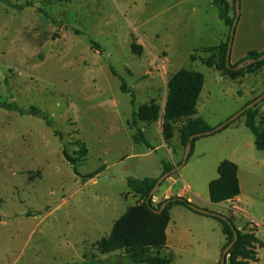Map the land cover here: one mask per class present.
<instances>
[{
    "label": "rangeland",
    "instance_id": "374dc122",
    "mask_svg": "<svg viewBox=\"0 0 264 264\" xmlns=\"http://www.w3.org/2000/svg\"><path fill=\"white\" fill-rule=\"evenodd\" d=\"M224 1L233 19L236 0ZM230 30L213 0H0V106L40 112L0 108V264L124 263L121 252L103 255L98 243L143 202L128 180L159 179L163 163L177 168L187 151L180 135L184 120L173 125L169 142L162 118L140 123L149 147L136 143L134 111L157 105L162 116L168 81L182 69L204 75L198 115L213 128L264 93V69L247 74L242 87L207 66L220 55L205 49ZM123 81L134 105L121 91ZM253 110L261 132L264 101ZM254 140L240 116L200 138L174 180L185 200L226 218L235 214L234 223L258 229L264 243V151ZM224 160L236 161L257 188V197L248 193L240 209L258 228L246 215L210 201L209 183ZM72 164L80 176L94 178L84 182ZM172 177L154 194L156 205L175 194L168 191ZM171 219L173 264H218L226 241L218 220L180 205ZM259 258L264 264V248Z\"/></svg>",
    "mask_w": 264,
    "mask_h": 264
},
{
    "label": "trees",
    "instance_id": "16d2710c",
    "mask_svg": "<svg viewBox=\"0 0 264 264\" xmlns=\"http://www.w3.org/2000/svg\"><path fill=\"white\" fill-rule=\"evenodd\" d=\"M213 3L218 8L220 19L224 21L226 25L232 27L235 17L233 19L229 18L228 3L224 0H213ZM18 8L20 7L18 6ZM228 41L229 39L221 46L205 49L206 52L210 53L219 51L220 55L217 61L210 60V62H207L208 67L215 66L216 70L235 81L247 74L259 71L264 66V61H256L255 63L248 64L247 60H258L264 55V52H250L245 59L235 65L231 64V67L228 68L226 63ZM132 51L136 54H140V47L132 44ZM239 66L242 67L238 69ZM204 83V75L200 72L182 69L175 73L168 81V96L162 116L160 115V107L157 105L143 106L138 111H134L132 116V127L136 130L135 142L138 144L144 143L149 147V143L143 131L139 128V124L157 121L160 118H162V134L165 142H169L174 136L173 125L176 122L185 121V126L180 132L184 147L188 146L191 136L213 131L215 128L209 126L202 118L197 117L198 101L203 91ZM121 91L125 94H130L131 104L134 105L135 96L133 92L127 88L125 81L121 84ZM253 101L248 102L245 107ZM0 108L18 111L21 115H40V112L36 108H31L28 112L17 110L14 106L6 104H2ZM241 117H245L246 126L255 137L256 149L264 151V130L259 132L257 129L256 111L253 109L248 110L241 115ZM47 124L51 126L50 122H47ZM229 126L230 124L226 128ZM214 134L216 133L212 135ZM199 139L200 138H196L191 142L190 154L187 162L191 158L195 143ZM72 166L74 172L80 176L75 166L73 164ZM175 168V166L163 163V175L172 172ZM238 172L239 167L236 163L229 160H224L220 163L218 167L219 177L213 180L209 186L210 201L213 204H224L229 201H234L240 196L241 187ZM80 177H82L84 182H87L93 179L94 175L90 174ZM157 182L158 179L150 178H145L143 180H128V188L139 195L143 202L130 208L114 223L109 238L102 239L98 243L101 254L109 255L115 252H121L124 258L123 264H173V257L171 255L163 256V250L166 248V229L170 222L169 211L174 205H180L191 211L193 210L190 208V203L187 200L178 196H173L164 201H170V204L163 213L156 214L152 208L154 206L150 207L147 201L150 199V195L155 189ZM150 201L153 205V197ZM164 202L154 208L160 209ZM210 217L221 223L223 233L226 236V243L223 246L222 253L225 248L233 242L234 232L238 234V240L235 246L227 255L226 264H251L260 261L257 250L263 249L264 243L257 237V230L249 231L248 228L250 225H244L242 228H238L234 223V216L232 218H226L222 215H220V217L211 215ZM153 252L157 253L153 254Z\"/></svg>",
    "mask_w": 264,
    "mask_h": 264
},
{
    "label": "crops",
    "instance_id": "0c3cea01",
    "mask_svg": "<svg viewBox=\"0 0 264 264\" xmlns=\"http://www.w3.org/2000/svg\"><path fill=\"white\" fill-rule=\"evenodd\" d=\"M229 36H230V34H229ZM229 36L225 37L219 43V45H217V47L225 44L227 42V40L229 39ZM250 52H258V53L264 52V0H241V15H240V19H239V22H238V26H237L236 31H235L234 42H233L231 58H230L231 64L235 65V64L239 63L241 60L245 59ZM210 68H214L215 69V66L210 67ZM261 69H264V66ZM261 69L259 71H262ZM259 71H257L258 76L261 74V72H259ZM218 72L223 77L228 78L222 72H220V71H218ZM246 76H247L246 78L245 77H241V78H239V79H237L235 81H238V83H240L241 86L243 87V83L241 81H243V80H245V79H247L249 77L248 75H246ZM251 77H252V79L256 78L255 75H252ZM199 100H200V98H199ZM198 103H199V101H198ZM197 110H198V107H197ZM197 117H200V118H202L205 121V119L202 116H199L198 114H197ZM245 126H246V119H245ZM254 144H255V140H254ZM232 162L235 163L236 161H232ZM220 163H219V165H220ZM219 165H218V167H219ZM217 173H218V168H217ZM218 177H219V174H218ZM238 177H239L240 187H241L240 196H238L234 201H229V202L224 203V204L228 205L229 208H231V210H233L235 212H240V213L246 215V218L249 221H251V223L256 225V227L258 228V226L256 224L257 221L254 219V217L250 216V214L245 213V212H243L240 209V205H242L244 203L245 199H250L248 197V193H250L252 196L257 197V194L256 195L252 194V193L255 194L257 192V188H252V186H250L247 174L243 173L241 171L240 167H239ZM169 181H167L165 183V185ZM179 182L180 181L178 179H175L174 182L172 183V185L168 186L169 187L168 191L170 193L172 191L175 193L171 197L178 196V197H181V198H185L184 194L182 192H179V189L177 188V184ZM210 183H209V186H210ZM252 185L256 186V184H254V183ZM208 189H209V187H208ZM161 190H162V188H161ZM168 191H167V193H169ZM168 197L170 198V196H166V198H168ZM209 199H210V191H209ZM187 201L190 203V202H192V199L189 198ZM155 203H157V201L155 200V198H153V205L152 206L157 207L158 205H156ZM174 206H178V205H174ZM174 206H172L170 211H169L170 212V222H169L168 227L166 229V248L163 250L164 251L163 252V256L171 255L173 257L172 250L175 248L173 246V242L175 240V236L176 235H175L174 229L171 226V223H172L171 222L172 221V219H171V210H172V208ZM233 216H235V214H233ZM221 227H222V225H221ZM237 227L241 228V227L238 226V224H237ZM252 227H254V226L252 225ZM257 231H258V229H257ZM257 231H256V235H257ZM222 232H223V230H222ZM225 238H226V236H225ZM225 243H226V241H225ZM222 249H223V247H222ZM222 249H221V252H220V257H219L218 264H220V261H221ZM259 250L260 249L257 250L258 257H259ZM259 260H260V258H259ZM259 262L258 263H251V264H259Z\"/></svg>",
    "mask_w": 264,
    "mask_h": 264
},
{
    "label": "water",
    "instance_id": "95a60500",
    "mask_svg": "<svg viewBox=\"0 0 264 264\" xmlns=\"http://www.w3.org/2000/svg\"><path fill=\"white\" fill-rule=\"evenodd\" d=\"M240 5H241V1L240 0H236V16H235V20L234 23L231 27L230 30V36H229V41H228V49H227V56H226V63H227V67L230 68L231 67V62H230V58H231V52H232V46H233V42H234V36H235V31H236V27L238 25V21L240 18ZM256 61H264V55H262L258 60H247L248 64L251 63H255ZM242 66H239L238 69H240ZM264 100V94L261 95L260 97H258L256 100H254L251 104H249L248 106H246L244 109H242L238 114H236L234 117H232L229 121L225 122L224 124H222L221 126L215 128L213 131L211 132H207V133H201V134H197V135H193L189 138V142H188V146H187V151L185 153V156L183 158V161L181 163L180 166H178L177 168H175L172 172L170 173H166L164 175H162L157 182V185L155 187V189L152 191L151 195H150V199L154 196V194L161 188V185L168 180L170 177H172L173 175H175L177 172H179V170L184 167L187 163V159L188 156L190 154V146H191V142L196 139V138H202L205 136H211L213 133H217L220 132L221 130H223L224 128H226L229 124H231L232 122H234L236 119H238L241 115H243L246 111L253 109L255 106H257L259 103H261ZM150 199L147 201L148 205L150 207H152L151 201ZM170 204V201H166L164 202L160 209H156L154 207L153 211L156 214H162L163 211L168 207V205ZM190 208L202 215H206V216H216V217H220V215L218 214H213L211 212H208L207 210L198 208L196 206H194L193 204L190 203ZM238 240V234L236 232H234V240L231 244H229L225 250L222 253V257H221V261L220 264H226L227 261V255L229 253V251L235 246L236 242Z\"/></svg>",
    "mask_w": 264,
    "mask_h": 264
},
{
    "label": "built area",
    "instance_id": "2783aa9c",
    "mask_svg": "<svg viewBox=\"0 0 264 264\" xmlns=\"http://www.w3.org/2000/svg\"><path fill=\"white\" fill-rule=\"evenodd\" d=\"M176 177V175H174L171 179H173L174 180V178ZM177 178V177H176Z\"/></svg>",
    "mask_w": 264,
    "mask_h": 264
}]
</instances>
